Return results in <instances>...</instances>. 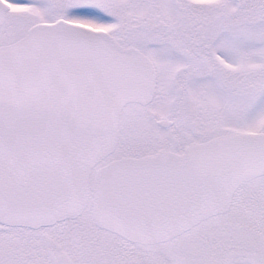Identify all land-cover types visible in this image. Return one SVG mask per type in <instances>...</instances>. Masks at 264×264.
<instances>
[{
    "label": "snow or ice",
    "instance_id": "snow-or-ice-1",
    "mask_svg": "<svg viewBox=\"0 0 264 264\" xmlns=\"http://www.w3.org/2000/svg\"><path fill=\"white\" fill-rule=\"evenodd\" d=\"M0 264H264V0H0Z\"/></svg>",
    "mask_w": 264,
    "mask_h": 264
}]
</instances>
